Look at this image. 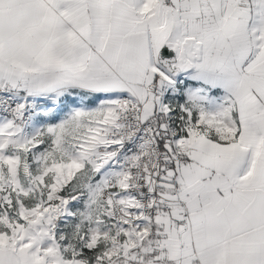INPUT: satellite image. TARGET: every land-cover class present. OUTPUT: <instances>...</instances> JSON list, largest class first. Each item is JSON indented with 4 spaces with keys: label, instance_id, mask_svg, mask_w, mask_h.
<instances>
[{
    "label": "snow or ice",
    "instance_id": "snow-or-ice-1",
    "mask_svg": "<svg viewBox=\"0 0 264 264\" xmlns=\"http://www.w3.org/2000/svg\"><path fill=\"white\" fill-rule=\"evenodd\" d=\"M0 264H264V0H0Z\"/></svg>",
    "mask_w": 264,
    "mask_h": 264
}]
</instances>
